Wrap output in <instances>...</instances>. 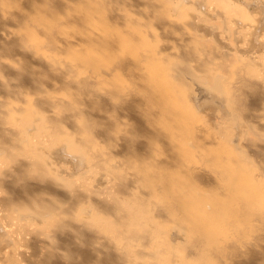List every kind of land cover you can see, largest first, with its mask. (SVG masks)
<instances>
[{"label":"clouds","instance_id":"obj_1","mask_svg":"<svg viewBox=\"0 0 264 264\" xmlns=\"http://www.w3.org/2000/svg\"><path fill=\"white\" fill-rule=\"evenodd\" d=\"M0 264H264V0H0Z\"/></svg>","mask_w":264,"mask_h":264}]
</instances>
